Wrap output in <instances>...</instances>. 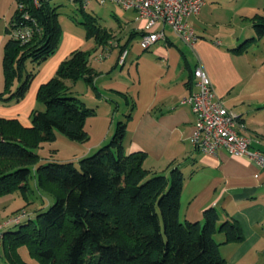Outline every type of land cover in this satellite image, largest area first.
<instances>
[{"label":"trees","instance_id":"16d2710c","mask_svg":"<svg viewBox=\"0 0 264 264\" xmlns=\"http://www.w3.org/2000/svg\"><path fill=\"white\" fill-rule=\"evenodd\" d=\"M54 1L34 6L32 0H16L0 48V102L20 100L39 64L56 50L60 30ZM72 2L84 11L81 0ZM33 22L40 31L29 40L11 35L14 27ZM252 27L264 36V10L253 15ZM92 35L104 45L112 33L90 21L87 37ZM28 60L35 63L31 69H26ZM95 74L88 51L76 48L38 86L36 100L44 107L31 110L29 126L0 117V196L18 189L25 194L34 165L37 187L53 198L34 216L11 223L15 228L3 227L0 261L28 264L18 251L25 245L41 264H225L214 234L222 232L223 242L241 241L239 223L221 220L213 206L203 210L202 221L181 220L182 172L176 166L168 174L151 171L143 165L146 152L126 153L125 120H118L109 140L79 158L77 166L74 161L37 163L36 147L53 140L56 131L78 141L88 136L84 123L94 109L69 92L66 80L83 78L93 86Z\"/></svg>","mask_w":264,"mask_h":264},{"label":"crops","instance_id":"0c3cea01","mask_svg":"<svg viewBox=\"0 0 264 264\" xmlns=\"http://www.w3.org/2000/svg\"><path fill=\"white\" fill-rule=\"evenodd\" d=\"M218 4L217 0H204L201 10L189 17V22L197 34V38L191 44L182 41L178 43V36L160 22L152 27V30L163 29L165 40L157 41L150 46L151 54L155 55L153 61L155 67L150 69H156L153 74L149 72V87L144 89L142 86L140 88L142 92L139 90L141 95H138V98L145 99L142 106L139 105L141 109L137 108L134 112L131 110L125 120L123 145L126 153L146 152L143 165L151 171L168 174L174 166L180 169L184 177L180 213L183 210L185 219L202 221L203 210L213 206L219 212L221 220L231 218L239 223L243 236L241 241L223 242L222 232L215 233L217 238L214 234L215 240L220 243L219 252L224 257L225 264H264V167L244 157L231 155L224 149L211 155L194 148L189 140L194 115L190 105L180 102L183 96L196 89L193 70L197 65L206 71L215 92L222 98L228 85L239 77L233 63H228L227 66L218 58L229 56L228 49L237 39L234 37L227 41L226 35L222 34L217 26V28L214 25L209 26L220 20L221 15L214 12ZM114 11L123 32L125 25L131 26L126 32V42L122 43L127 49L130 38L141 36L144 20H136V13L133 10L116 6ZM10 18L11 16L6 18L8 20L0 28V48L6 38V26ZM77 43L72 39H63L54 53L39 64L25 95L17 102H0V117L17 118L21 124L29 126L31 110L40 109V103L36 100L38 86L54 75L59 63L76 49ZM178 44L183 48V50L180 48L179 52L182 55L181 59L175 49H170L173 45L179 47ZM120 46V43L117 46H109L107 55L112 48ZM188 57H192L194 62H190L191 59ZM102 59L97 57L100 65H96L95 70L99 72L111 70L114 63L105 64ZM96 77L95 79L98 78ZM66 83L68 84L67 80ZM127 89V86H121L111 90L125 96L124 90ZM145 91L148 92L143 93ZM99 104L100 100L97 99V105ZM114 125L112 120L100 121L97 125L100 126L98 128L100 130H97V137L92 143L82 152L56 161H74L89 154L111 136ZM244 133L252 138L253 149L264 152V141L260 136L246 128ZM255 173L259 176L255 177ZM3 209H5L3 205H0L1 215L5 213Z\"/></svg>","mask_w":264,"mask_h":264},{"label":"rangeland","instance_id":"374dc122","mask_svg":"<svg viewBox=\"0 0 264 264\" xmlns=\"http://www.w3.org/2000/svg\"><path fill=\"white\" fill-rule=\"evenodd\" d=\"M217 2L219 4L214 12L217 15H221V17L217 23L209 26L218 27L219 31L226 35L225 40L227 41L230 38L237 37L236 41L231 45L234 49H228L230 52L229 56H218V58L224 65L229 66L228 63H233L239 75L236 80L228 85L223 95L224 98L221 97V99L224 105L226 104V107L241 116L246 130L260 136L262 141H264V36H257L252 27L253 15L264 10V0H217ZM54 3L58 4L56 12L60 30L59 43L63 39H72L74 42H78L76 48L88 51L89 65L94 70L95 66L99 64L97 57H102L105 64L114 63L115 65L113 64V68L107 72L95 70V76L98 78L96 77L97 79H95L94 77V88L83 78L75 82L67 80L69 92L78 97L86 107L94 109V113L88 115L84 123L88 136L86 139L78 141L56 131V136L53 140L44 141L36 147L39 155L37 163L72 157L74 154L82 152L97 137V130H100L98 129L100 126L97 127V125L100 121L112 120L116 124L118 120H126L128 118L127 113L131 112V110L134 112L137 108L141 109L140 107L145 99L138 98V95H141L142 92L140 88L142 86L144 89L149 87V72L153 74L156 69H150L155 67L153 64L155 55L151 54L153 45L148 49H143L139 45L140 37L138 36L128 40V54L122 66L118 64L119 48H112L107 55L109 46L114 44L117 46L118 43L122 45L123 42H126V32L131 27L125 25V32L122 31L115 18L114 9L116 6L113 3L99 4L96 1H92L87 6H84V11H81L77 2L70 0H55ZM15 6L16 0H0V28L8 20L6 18L14 14ZM90 21H94L100 28H106L111 31L112 36L104 45L99 43L100 41L94 35L87 37V23L89 24ZM178 39L179 41L177 40V42L181 43L180 41L182 40L179 37ZM178 45L179 47L173 45L170 49H175L181 59L182 55L179 52H181L180 48H182V45ZM221 46L226 47L227 45ZM188 59H191L190 62H194L192 57H188ZM25 64L26 69H31L35 66V63L29 60ZM139 77H141V82H139ZM121 86L128 87L127 91L124 90L125 96L111 90L114 87ZM139 90H141L140 94ZM97 99L100 100L99 105H97ZM135 101L137 104H135ZM43 107L40 103L39 108L42 110ZM114 128L115 125L113 130ZM109 138L110 136L104 143ZM97 148L92 149L89 154L93 153ZM74 164L77 166L78 160H74ZM34 168V165L31 166V172L28 177L29 187L25 194L18 189L0 196V205L5 208L3 209L5 213L2 212L3 215L0 213V223L22 210L34 216L37 209H45L53 202V198L50 195L37 187ZM180 215L181 220H184L183 210ZM15 227L16 225H10V228ZM215 237L217 238L218 236L215 234ZM18 251L22 259L28 264H41L29 254L25 245L20 246ZM0 262L1 264H6L3 260Z\"/></svg>","mask_w":264,"mask_h":264},{"label":"built area","instance_id":"2783aa9c","mask_svg":"<svg viewBox=\"0 0 264 264\" xmlns=\"http://www.w3.org/2000/svg\"><path fill=\"white\" fill-rule=\"evenodd\" d=\"M43 1L54 0H32V4L39 6ZM81 1L83 6H87L92 1L99 4L110 2L121 9L133 10L136 13V20H144L139 40L142 48H149L155 42L165 40L163 29L152 30L157 22L168 26L184 43L191 44L197 38V34L189 22V17L197 14L204 4V0ZM18 6L22 7L21 4ZM39 31L40 27L33 22L31 25L14 27L11 35L24 42L29 40L34 32ZM126 55L127 49L124 48L119 53L118 64L124 63ZM193 76L196 79V89L180 100L181 103L190 105L194 115L193 129L189 137L193 147L211 155L224 149L231 155L244 157L264 167V152L251 147L252 138L244 133L245 125L240 116L224 105L206 71L197 65L193 70ZM254 176L258 177L259 174L255 173ZM29 216L30 213L22 210L0 223V248L3 227L11 223H19Z\"/></svg>","mask_w":264,"mask_h":264}]
</instances>
